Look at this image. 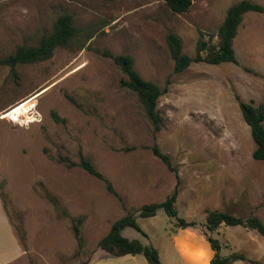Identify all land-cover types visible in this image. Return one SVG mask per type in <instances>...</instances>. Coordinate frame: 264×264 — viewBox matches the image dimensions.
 I'll return each instance as SVG.
<instances>
[{
  "label": "rangeland",
  "instance_id": "obj_1",
  "mask_svg": "<svg viewBox=\"0 0 264 264\" xmlns=\"http://www.w3.org/2000/svg\"><path fill=\"white\" fill-rule=\"evenodd\" d=\"M234 1L191 0L188 10L173 12L164 0H0V57L17 44H36L62 12L77 28L76 38L44 59L16 63L13 72L0 63V264H147L140 252L110 255L97 240L114 219L173 189L177 215L196 226H174L158 208L135 216L145 236L131 226L121 230L151 243L162 264H188L187 246L201 259L210 254L198 228L207 208L255 214L264 223V161L251 156L254 144L235 99H264V0H251L262 11L242 13L232 38L236 62L191 61L173 71L164 39L175 32L193 56L198 36L216 40ZM104 50L130 54L137 72L162 89L158 130L134 92L120 85L124 75ZM153 142L174 169L153 155ZM79 154L117 194L57 159L78 161ZM212 234L221 253L244 255L229 264H264L256 230L221 223Z\"/></svg>",
  "mask_w": 264,
  "mask_h": 264
},
{
  "label": "trees",
  "instance_id": "obj_2",
  "mask_svg": "<svg viewBox=\"0 0 264 264\" xmlns=\"http://www.w3.org/2000/svg\"><path fill=\"white\" fill-rule=\"evenodd\" d=\"M164 1L173 12L186 11L191 5V0ZM247 10L262 11L263 5L251 0H237L230 3L226 7L224 16L217 27L216 40L210 42L198 36L193 56L183 52L179 36L173 31H168L164 39L169 55L172 58L173 71L182 70L188 66L191 61H205L207 63H219L224 61L236 62L232 38L241 20L242 13ZM76 33L77 28L72 21L71 14L62 12L54 18L50 31L42 33L36 44H17L12 52L0 57V63L7 64L11 72H13V67L16 63L44 59L51 55L54 47L66 45L71 39L76 38ZM203 50L204 53H202ZM103 54L109 56L112 62L118 66L124 75V77L119 79L120 85L134 92L146 116L150 120L153 130H158L160 123L156 103L162 89L155 82L143 78L137 72L133 67V60L130 54L112 53L107 50H104ZM244 69L252 71L249 67H244ZM66 96L71 101L73 100L70 95L66 94ZM235 99L240 114L248 125L249 134L254 144L251 150V156L255 159L264 161V99L257 104L240 99L237 95H235ZM51 114L54 120H62L53 110H51ZM150 149L153 155L161 159L168 169H174L168 154L161 151L156 142L150 145ZM57 159L63 161L67 166L79 165L91 175L101 179L108 191L117 194L109 180L82 154H79L78 161L70 160L64 155H58ZM176 193V189H173L163 199L142 203L138 208L133 210V212H129L114 219L110 223L106 233L97 240V245L113 256L140 252L147 260V264H162L157 249L151 243H142L135 237L128 238L121 233V230L125 226H131L141 235L145 236L146 232L136 222L135 216H151L158 208H161L168 217L173 218L174 226H196L194 219H186L183 216L177 215V210L174 206ZM221 223L226 225L237 224L254 229L264 238V223L257 215H237L224 209L207 208L205 209L204 220L201 224H198V228L211 249L208 264H229V262L234 259L245 258L241 252L237 251H231L226 254L220 252L221 244L212 232L215 231ZM72 230L77 243L80 244L79 228L75 222H72Z\"/></svg>",
  "mask_w": 264,
  "mask_h": 264
},
{
  "label": "crops",
  "instance_id": "obj_3",
  "mask_svg": "<svg viewBox=\"0 0 264 264\" xmlns=\"http://www.w3.org/2000/svg\"><path fill=\"white\" fill-rule=\"evenodd\" d=\"M179 230H182V229H179ZM184 230L185 231H188L189 233L191 232V235L193 234L192 237H195V235H197V232L194 230L195 233H196L195 234L193 232L192 228L191 229L183 228L182 231H184ZM185 245L187 246V244H185ZM189 248L190 247L187 246L186 249H185V251H183V256H185V261L188 262V264H207V258L209 259L210 255H211V252L208 255H204V259H201V257H199L197 255V253L193 249L190 250Z\"/></svg>",
  "mask_w": 264,
  "mask_h": 264
}]
</instances>
